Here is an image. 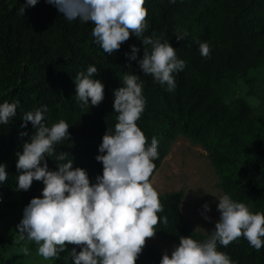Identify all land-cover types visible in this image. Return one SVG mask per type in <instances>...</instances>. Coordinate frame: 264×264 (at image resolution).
<instances>
[{"label":"trees","instance_id":"16d2710c","mask_svg":"<svg viewBox=\"0 0 264 264\" xmlns=\"http://www.w3.org/2000/svg\"><path fill=\"white\" fill-rule=\"evenodd\" d=\"M24 3L0 0V104L19 102L16 115L8 124H0V163L8 173L0 183V196L17 192L25 201L23 214L30 200L42 195L41 181L34 180L27 191L17 189L16 153L35 132L31 122L21 127L23 115L44 106L48 126L61 119L69 124L70 137L56 145V152L69 153L73 167L84 168L95 183L103 173L102 162L96 160L99 145L117 123L114 90L122 86L124 74L133 73L143 82L146 100L137 124L149 144L152 138L158 141L153 174L176 137L185 136L206 151L224 194L253 212H264V105L256 109L230 94L225 85L238 79L250 82L254 79L250 71L264 69V0H145L148 28L143 35L168 41L186 62L182 71L173 74L176 87L171 92L140 69L144 46L134 33L108 55L95 41L90 22L65 19L47 0H38L21 15ZM180 31L187 33L183 40L176 39ZM201 42L210 46L209 57L200 54ZM132 45L139 49L136 60L129 59ZM90 65L99 70L92 78L104 85L98 106H92L90 99L82 106L75 95L74 79ZM261 79L264 83V71ZM46 159L49 169L56 170L55 158ZM182 198V191L159 195L163 211L158 213L161 222L156 233L176 246L181 236L205 241L210 235L195 231L182 216ZM217 248L233 264H264V247L257 251L244 237L227 247L218 243ZM11 251L10 238L0 231V264L13 259ZM161 259L158 248L146 241L136 264H159Z\"/></svg>","mask_w":264,"mask_h":264},{"label":"clouds","instance_id":"9594fccd","mask_svg":"<svg viewBox=\"0 0 264 264\" xmlns=\"http://www.w3.org/2000/svg\"><path fill=\"white\" fill-rule=\"evenodd\" d=\"M37 2L25 0L19 14L24 15L25 9ZM47 2L69 21L79 19L94 25L92 35L108 55L118 51L134 33L144 46L143 57L138 61L144 75L166 85L170 92L175 90L173 74L182 71L186 62L177 57L168 41L143 35L148 28L145 0ZM186 35L180 31L176 39L183 40ZM199 50L203 57L210 56L206 42L199 43ZM138 51L132 45L131 55H125L136 60ZM98 71L95 65H90L86 73L80 72L74 79L75 95L82 106L89 105V99L92 106H98L104 99V85L92 78ZM18 103L0 104V124H8L16 115ZM145 106L140 76L124 74L122 86L114 90L113 109L118 113L114 132L106 131L99 145L101 154L96 156L102 162L103 173L96 177L95 183L90 182L84 168L73 167L69 153L56 152V145L70 137L65 120L48 126L44 115L47 106L23 115L21 127L31 122L35 132L23 144L22 152L16 153L19 172L16 186L27 191L35 180L44 187L42 195L33 197L23 210L17 225L19 241L35 242L37 254L44 260L59 259L61 253L67 252L65 259H71L72 264H136L147 239L155 237L161 222L158 213L163 211L159 193L150 182L156 168L153 161L159 157L158 141L152 138L149 144L137 124ZM46 157L55 158L56 170L49 169ZM7 177L6 165L0 163V183ZM218 201L220 215L210 236L203 242L181 236L171 255L165 252L159 264H233L225 252L218 250L217 244L227 247L241 237L257 251L264 247V212H253L228 194ZM204 208L210 211L207 203ZM163 223L167 224L166 217ZM69 245L73 246L70 250ZM21 251L29 254L27 247Z\"/></svg>","mask_w":264,"mask_h":264},{"label":"rangeland","instance_id":"374dc122","mask_svg":"<svg viewBox=\"0 0 264 264\" xmlns=\"http://www.w3.org/2000/svg\"><path fill=\"white\" fill-rule=\"evenodd\" d=\"M263 71L264 69L250 71L249 75L254 78L250 82L238 79L227 81L225 85L229 88L230 94L244 98L256 109L261 110L264 105V83L261 79ZM150 182L159 195L182 191L183 198L180 204L182 216L191 223L195 231L211 234L220 215L217 211L218 198L224 193L207 153L199 143L182 135L177 136ZM205 203L210 206V211L205 210ZM24 204L25 201L17 192L0 196V231L10 238L12 247L13 259L8 264H18L19 261L23 264H71V259H65L67 252L61 253L59 259L44 260L37 254L38 246L35 242L18 240L17 225L22 220ZM205 216L210 219H205ZM147 241L153 243L162 256L165 252L170 256L176 246L173 241L157 233ZM23 247L29 249L28 255L21 251Z\"/></svg>","mask_w":264,"mask_h":264}]
</instances>
